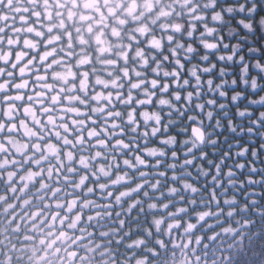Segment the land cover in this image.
Returning a JSON list of instances; mask_svg holds the SVG:
<instances>
[{
  "label": "clouds",
  "instance_id": "obj_1",
  "mask_svg": "<svg viewBox=\"0 0 264 264\" xmlns=\"http://www.w3.org/2000/svg\"><path fill=\"white\" fill-rule=\"evenodd\" d=\"M0 264H264V0H0Z\"/></svg>",
  "mask_w": 264,
  "mask_h": 264
}]
</instances>
